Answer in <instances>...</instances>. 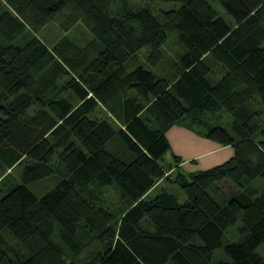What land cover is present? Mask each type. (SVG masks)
I'll return each mask as SVG.
<instances>
[{
    "label": "trees",
    "instance_id": "1",
    "mask_svg": "<svg viewBox=\"0 0 264 264\" xmlns=\"http://www.w3.org/2000/svg\"><path fill=\"white\" fill-rule=\"evenodd\" d=\"M113 1L0 0V87L8 93L0 100V164L5 173L24 163L22 182L0 184V264H264V191L225 187L264 176V124L256 122L262 111L251 107L257 94L264 103V0H218L233 21L216 0H176L179 7L161 11L164 20L127 0L113 13ZM69 4L94 34L84 46L64 39L50 47L38 35L13 42L27 29L24 18L38 27ZM166 24L185 48L177 76L142 65L129 70L143 46L148 62H159ZM211 58L226 67L215 81ZM65 90L78 102L61 95ZM32 105L39 109L28 114ZM100 106L117 124L92 116ZM175 124L232 145L234 154L184 171L167 136ZM115 138L126 143L128 158L107 149ZM60 170L67 176L41 196L27 185ZM163 178L188 196L162 189L146 198ZM113 182L129 201L118 212L101 190ZM238 221L239 237L229 239ZM56 222L62 240L54 237ZM94 240L102 248L82 261ZM221 247L224 257L216 253Z\"/></svg>",
    "mask_w": 264,
    "mask_h": 264
},
{
    "label": "rangeland",
    "instance_id": "2",
    "mask_svg": "<svg viewBox=\"0 0 264 264\" xmlns=\"http://www.w3.org/2000/svg\"><path fill=\"white\" fill-rule=\"evenodd\" d=\"M129 5L137 9L139 7H148L150 8L155 14H157L161 20H164L162 17L161 11L163 9H171L177 8L180 6V1L176 0H127ZM212 4L215 8L219 11V13L228 21H233V17L227 12V10L222 6L220 1H212ZM3 7H8V5H4ZM122 0H115L110 4V9L113 13H117L122 11ZM24 21L27 25V29L23 31L20 35H18L14 39V43L23 44L25 43L30 37L33 35H38L44 42H46L50 47L54 46L56 43L63 41L64 39H69L72 43L84 46L86 43L91 41L94 38V34L91 32L89 25L87 24L83 13L80 9H78L74 4H69L63 11L57 14L55 17L47 20L45 23L38 27H34L30 23V19L24 18ZM165 29L168 34L167 41L163 44V57L159 60L157 64H151L147 60L148 55V47L143 46L138 50V54L136 57L130 59L128 61L127 67L129 70L134 68L137 65H142L145 68L153 70L159 75L165 76L169 80H173L180 68V58L184 53V46L180 41L178 34L176 31L170 26L169 24L165 25ZM0 39L3 40V37L0 35ZM208 62L212 63L213 71L209 74V78L213 81L219 79L223 73L226 71V67L221 61L215 60L213 58L209 59ZM45 68H42L37 71L36 76L39 79L42 75H44ZM68 75L61 76L57 79V84L55 87L49 91V94H54L58 87L67 79L69 78ZM6 93L0 87V100L2 102L5 101ZM64 97H69L72 99L74 103L78 102V97L74 94L71 90H65L62 92ZM58 95V96H61ZM259 98L256 100L251 101V107L253 109L261 110L262 113L258 115L256 122L264 124V103L260 98V95L257 94ZM12 96L9 98V100ZM39 109V105H32L29 110L28 114H32ZM4 115L0 113V119ZM92 116L95 117H108L114 124L116 119L106 111L105 108L101 107L97 108L95 111L92 112ZM221 117L224 119L225 122L231 119L230 115L227 112H223ZM229 123V122H228ZM225 124V123H224ZM107 149L112 151L113 153L123 157L128 158L130 151L126 143L119 139L115 138L112 141L107 143ZM167 160H171V155L168 152L166 154ZM24 163H17L12 168H8L5 172L3 166L0 164V184L3 185L5 188L10 187L16 183L22 182V171H23ZM183 169V168H182ZM186 171H190L189 168H186ZM201 170V169H200ZM68 173V172H67ZM66 175V171L60 170L56 171L50 175L41 177L36 180H32L27 182V185L39 196L43 195L47 192L50 188H52L59 180L64 178ZM67 176V175H66ZM235 184V183H234ZM225 184L228 190H239L248 188L252 194H257L264 191V176H258L252 179L250 182L246 183L243 187L239 184ZM97 188V184L93 185ZM162 189H167L175 194L178 195L180 200H184L188 194L185 189H183L176 181L163 178L159 180V182L152 187L146 194V198H150L160 192ZM102 193L107 198V205L114 211L118 212V210L122 207H125L128 204V196L124 193V191L120 188V186L116 183L110 184H103L101 186ZM240 221L236 222L235 224L231 225L228 230L226 231L225 235L230 239H237L239 237V227ZM54 237L57 240L61 239L60 236V225L59 223H55V233ZM9 238L15 241L12 236ZM62 240V239H61ZM102 248V243L99 240H94L91 242L87 248L81 253V260L85 261L86 259L90 258L94 255L98 250ZM260 251L264 253V244L260 246ZM216 253H219V257H224L225 254L222 250V247L216 250ZM80 258V257H79Z\"/></svg>",
    "mask_w": 264,
    "mask_h": 264
},
{
    "label": "crops",
    "instance_id": "3",
    "mask_svg": "<svg viewBox=\"0 0 264 264\" xmlns=\"http://www.w3.org/2000/svg\"><path fill=\"white\" fill-rule=\"evenodd\" d=\"M173 151L181 156L180 166L192 172L221 163L234 154L232 145H223L204 137L182 124H175L167 130Z\"/></svg>",
    "mask_w": 264,
    "mask_h": 264
}]
</instances>
